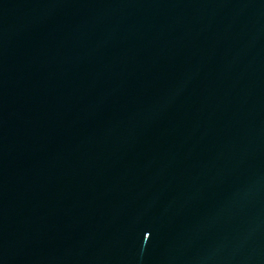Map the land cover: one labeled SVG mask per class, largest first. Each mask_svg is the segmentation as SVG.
<instances>
[{
	"label": "water",
	"instance_id": "95a60500",
	"mask_svg": "<svg viewBox=\"0 0 264 264\" xmlns=\"http://www.w3.org/2000/svg\"><path fill=\"white\" fill-rule=\"evenodd\" d=\"M0 264H264V0H0Z\"/></svg>",
	"mask_w": 264,
	"mask_h": 264
}]
</instances>
